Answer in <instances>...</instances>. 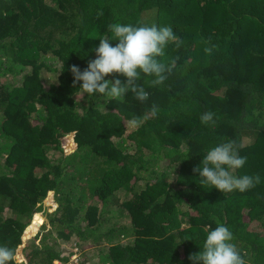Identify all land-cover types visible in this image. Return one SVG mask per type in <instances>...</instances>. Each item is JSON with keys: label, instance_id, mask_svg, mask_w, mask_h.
Wrapping results in <instances>:
<instances>
[{"label": "trees", "instance_id": "16d2710c", "mask_svg": "<svg viewBox=\"0 0 264 264\" xmlns=\"http://www.w3.org/2000/svg\"><path fill=\"white\" fill-rule=\"evenodd\" d=\"M113 23L170 26L178 38L158 58L177 61L164 84L138 81L143 102L73 87L72 66L97 58ZM206 112L214 124H202ZM227 141L247 158L232 174L261 177L243 193L201 186L193 172ZM218 225L246 264H264V0H0V246L14 252L9 264H69L75 247L81 264H193Z\"/></svg>", "mask_w": 264, "mask_h": 264}, {"label": "clouds", "instance_id": "9594fccd", "mask_svg": "<svg viewBox=\"0 0 264 264\" xmlns=\"http://www.w3.org/2000/svg\"><path fill=\"white\" fill-rule=\"evenodd\" d=\"M109 32L110 37L100 38L99 46L94 49L97 58L89 61L85 70L81 71L77 66H72L73 87L82 81L78 90L90 97L99 93L102 97L123 99L131 92L136 99L145 101L149 93L138 81L143 75L154 77L150 82L152 86L164 84L167 80L166 73L172 72L177 61L173 59L170 63H165L158 58H164L166 45L178 38L170 26L158 27L155 24L137 27L113 23L109 25ZM110 40H117L118 43L112 46ZM182 43L183 41H179L177 47ZM205 52L210 53L211 49L205 48ZM110 74H119L127 80H106L105 77ZM157 111V106L153 105L152 114ZM214 115L212 112L202 114V124H214ZM132 123L136 124L138 120L134 119ZM246 160V157L239 155L236 142L227 141L210 149L202 161V167L194 168L193 172L199 173L201 186L215 188L222 193H231L234 190L243 193L261 182L259 174L241 177L232 174L231 170L242 168ZM232 240L233 234L228 227L218 225L207 233L203 248L198 253L191 254L189 259L193 264H246ZM13 257L14 252L11 249L0 246V264H9Z\"/></svg>", "mask_w": 264, "mask_h": 264}, {"label": "rangeland", "instance_id": "374dc122", "mask_svg": "<svg viewBox=\"0 0 264 264\" xmlns=\"http://www.w3.org/2000/svg\"><path fill=\"white\" fill-rule=\"evenodd\" d=\"M43 77H44V80H46L47 82H55V75H54V73H52V72H50V71H48V70H44L43 71ZM66 145H67V149L69 150V151H72L74 148H75V146L73 145V142H72V138H71V136L69 137V139L67 140V143H66ZM45 203H44V211L41 213V216L43 217V222L42 223H44V221L47 219L46 218V212H47V210H49L50 211V208H47V205L49 204V205H52L53 203H54V195L52 194V195H49L47 198H45ZM35 220V219H34ZM35 222V221H34ZM32 225H34V223H32ZM31 225V226H32ZM39 227H40V224L36 227V230H30L29 231V227L25 230V235H28V236H33L38 230H39ZM29 237V238H30ZM24 241H25V239H24ZM23 245H25V242L23 243ZM22 245V246H23ZM96 254V253H95ZM91 255H94V254H88V256H91ZM79 257H80V252H79V248H74V254L72 255V261H75L74 263L75 264H81V261L82 260H80L79 259ZM97 261V258H94L93 259V262H96ZM56 264H61L60 262H58V261H56L55 262ZM88 264H90V263H88Z\"/></svg>", "mask_w": 264, "mask_h": 264}]
</instances>
